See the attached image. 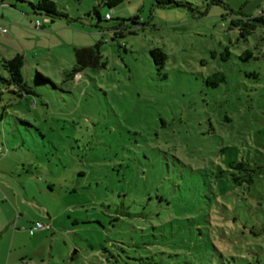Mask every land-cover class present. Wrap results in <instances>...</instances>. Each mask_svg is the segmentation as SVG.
Listing matches in <instances>:
<instances>
[{
	"label": "rangeland",
	"instance_id": "obj_1",
	"mask_svg": "<svg viewBox=\"0 0 264 264\" xmlns=\"http://www.w3.org/2000/svg\"><path fill=\"white\" fill-rule=\"evenodd\" d=\"M37 1L0 0L4 28L52 31L16 34L39 41L21 70L36 96L19 97L0 56V166L58 203L32 264H264V24H232L264 0H53V19ZM121 19L135 34L113 37ZM95 45L106 67L67 78Z\"/></svg>",
	"mask_w": 264,
	"mask_h": 264
},
{
	"label": "crops",
	"instance_id": "obj_2",
	"mask_svg": "<svg viewBox=\"0 0 264 264\" xmlns=\"http://www.w3.org/2000/svg\"><path fill=\"white\" fill-rule=\"evenodd\" d=\"M4 11L5 9L0 10L1 19L5 18ZM45 22L47 20L41 22L40 28H37L36 24L31 25L34 29L31 30L32 28L14 23H7V28H4V22L0 21V34H4L0 36L2 59H10L19 54L24 57V60L30 59L31 55L36 60L41 54V49L38 47L39 41H34L33 47L26 49L16 34L24 31L40 37L48 35L52 31L43 30ZM29 23L33 22L29 20ZM10 32L12 34L6 37L5 34L8 35ZM7 157L8 155L0 156V163L6 161ZM9 170V167L0 166V264H19V262L25 264L27 260L29 264H32L34 258L45 262L47 249L45 243L48 240L46 232L53 230V222L57 217V213H52L50 210L56 209L58 203L46 196L42 189L28 190L21 182L20 176L13 177L12 171ZM13 178L15 180H12ZM37 222L44 224L45 227L30 234L29 229ZM50 242L52 244L51 240ZM51 251L52 245L50 254Z\"/></svg>",
	"mask_w": 264,
	"mask_h": 264
},
{
	"label": "trees",
	"instance_id": "obj_3",
	"mask_svg": "<svg viewBox=\"0 0 264 264\" xmlns=\"http://www.w3.org/2000/svg\"><path fill=\"white\" fill-rule=\"evenodd\" d=\"M126 0H105L104 5L109 9L112 10L115 6L123 3ZM157 3L159 5H181L180 2H174L172 0H157ZM30 8L32 9L34 14L43 15L46 18L53 19L54 17L60 16V14L57 12L56 5L53 0H38L36 3H29ZM94 14L97 17L98 21L101 22L102 18L97 9H94ZM107 14V13H106ZM112 19V18H111ZM109 19V20H111ZM137 17L130 19V21L134 24L137 23ZM106 20L105 21H109ZM243 23H234L232 24L234 26H240L242 25L244 27V30L241 32L243 36L245 34H248L251 30V27L254 23L264 24V16H251V17H244L242 18ZM48 21V20H47ZM51 22V21H50ZM113 37H122L123 32L127 31L129 34H135V31L132 29L131 26L128 25L127 20L121 19L119 20L112 28ZM99 45H95L91 48H82V49H75L74 50V56H75V64L70 72L66 74L67 78L74 79L75 77L79 76L82 70L86 68H92V69H99V68H105L106 67V61L103 59V56L100 52ZM150 55L154 60V63L156 65H159L160 68H163L164 63L167 59V56L165 53H163L160 49H152L150 51ZM24 57L16 54L14 57L10 59H3L1 62V68L8 74L7 79L5 80L8 84H13L18 88V95L20 98L25 96H36V93L32 90L31 87L25 83L21 70L24 65ZM36 78L38 82L41 84H47L50 83L55 87L54 83H51L50 80L43 75L36 72ZM225 81V76L222 73H215L211 75L206 83L207 85H211L212 87H216L219 83ZM235 181H237V178H234ZM51 189V186H49Z\"/></svg>",
	"mask_w": 264,
	"mask_h": 264
},
{
	"label": "built area",
	"instance_id": "obj_4",
	"mask_svg": "<svg viewBox=\"0 0 264 264\" xmlns=\"http://www.w3.org/2000/svg\"><path fill=\"white\" fill-rule=\"evenodd\" d=\"M255 16H264V5H262L261 7H258L254 13ZM104 19L109 20L111 19V15L109 13L104 15ZM42 26L41 22H37L36 23V27L40 28ZM2 32H6V30H2ZM45 225L42 223H35L34 226L32 228L29 229V233L32 234L34 231L38 230V229H42L44 228Z\"/></svg>",
	"mask_w": 264,
	"mask_h": 264
}]
</instances>
